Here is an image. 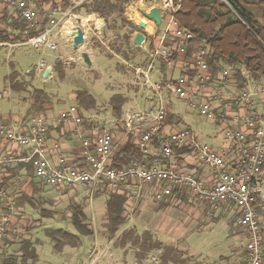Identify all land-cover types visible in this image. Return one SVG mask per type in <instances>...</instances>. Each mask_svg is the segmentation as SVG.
I'll use <instances>...</instances> for the list:
<instances>
[{"label":"built area","instance_id":"2783aa9c","mask_svg":"<svg viewBox=\"0 0 264 264\" xmlns=\"http://www.w3.org/2000/svg\"><path fill=\"white\" fill-rule=\"evenodd\" d=\"M68 1L71 7L66 11L45 4L32 8L26 0L8 1L7 7H14L26 25L23 31L25 40L19 46L57 51L58 46L52 41L57 35V28L67 18H75L76 10L90 6L94 0ZM183 1L132 0L126 7V22L132 27L133 34L140 33L144 37L141 46H135L147 47L142 65L135 68L134 73L141 91L146 90L149 97L144 100L148 108L127 112L124 125L127 132L139 136L138 147L142 153H146L152 140L159 137L165 125L168 114L166 95L202 117L227 123L229 126L225 127L222 136L225 148L222 150L198 142L194 133L187 128L170 138H158L161 155L169 161L173 158V145L189 147L198 161L209 170L211 180L208 184L173 166L167 169L149 168L133 162L123 169L112 168L113 135L109 129L100 130L93 143L78 134L84 161L82 168L66 161L57 150L47 148L48 128L39 118H32L20 125L6 124L0 120V144L5 142L13 149H25L28 157L24 160L31 163L36 179L50 188L88 186L115 191L121 184L133 180L157 185V201L170 197L174 189L185 188L199 204L207 207L208 217L222 205H234L239 212V223L246 239V264H264V231L258 215L259 210L264 209V81L255 82L247 72L237 71L222 62L212 65L213 72L220 75L219 81H214V73L210 71L206 60L210 56V48L205 42L199 41L193 74H189L186 69L183 75L175 80L169 79L165 84L152 82L154 75L161 74V67L169 69L175 65L177 56H187L195 40L194 35L176 19ZM221 1L226 4L225 0ZM153 11L160 16L159 25L148 18ZM58 15L59 19L56 18ZM40 21L45 22L43 30L38 35H32L31 31L38 29ZM141 23L145 24L144 29L140 28ZM86 24H89L88 20ZM97 29H101V26ZM46 70L48 66L39 62L36 72L43 74ZM237 72L242 77L241 89L231 100H226V91L235 81ZM207 90H210V96L206 98L203 94ZM214 103H218L221 108L218 116L213 114ZM240 108L244 109L245 114L230 118V113ZM53 123H72L79 127L82 119L76 107H70L61 112ZM50 152L57 155L58 165L55 167L48 160ZM230 152H233L236 161L228 166L226 159ZM12 164L14 155L0 154V180ZM25 219L18 218L14 197L1 186L0 181V252L6 253L9 245H15L28 237V221ZM152 261L157 263L156 258L152 257Z\"/></svg>","mask_w":264,"mask_h":264},{"label":"rangeland","instance_id":"374dc122","mask_svg":"<svg viewBox=\"0 0 264 264\" xmlns=\"http://www.w3.org/2000/svg\"><path fill=\"white\" fill-rule=\"evenodd\" d=\"M129 1L132 2V0H121L124 2V4L118 3L121 5V9H118L107 19H103L106 24L104 28H102V24L97 25V27L101 26V29L98 30L99 34L95 32V36L89 41V49H87L90 52L88 55L89 65L79 62L78 53L71 49L69 55L73 57V64L64 66L62 63L63 72L61 74L53 70L51 76L44 78L43 75L36 74L38 63L43 62L46 66L54 69V66L63 57L59 44L57 51L46 48L38 51L28 46L13 48L8 44L0 46V118L23 116L28 109L27 103L23 101H28L27 93L10 90L9 76L14 71L19 74L18 81L25 85L27 92L37 90L47 95L49 105H51L49 113L51 116H57L70 107H76L83 119H93L100 127L116 131L121 123L116 121L109 107L110 99L113 96L120 95L126 99V103L121 109V116L130 109L137 111L147 109L148 106L144 100L149 97V93L146 90L141 91L140 85L137 86L132 70L139 62L138 54L127 48L123 38L125 34L129 35L132 31V27L125 18ZM31 3L36 8L42 5V3H37V0H31ZM7 4L8 0L0 2V36H4L5 33H14L13 27H11L14 7L8 8ZM87 7L84 8L87 9ZM159 29L161 30V28ZM156 78L157 76L154 75L152 82H155ZM78 92H84L91 96L95 101V107L89 109L81 107L75 99ZM174 107L180 117L185 118L186 121L190 119L197 121L193 130H201L203 134L199 137L201 143L211 146L220 141L224 132L223 128L221 129L213 121L207 120L197 113H192L180 102H177ZM214 137L216 141H214ZM107 195H109L107 189H102V187L93 190L87 187L63 191H57L55 188L44 190L41 193V196L47 201L44 208L53 212L52 219L42 218L39 211H34L30 206L25 207V215H23L26 218L25 221H28V238L34 243L37 254V259L30 261L29 264H91L90 262L95 257L102 264H106L108 259H112L116 264H134L135 260L138 262L137 249L130 244L121 249L116 238L121 236L124 230L134 229L138 234L143 233L144 230H151L150 214L143 213L128 221L129 217L124 213L127 223L116 233L112 242L106 232L104 219V201ZM76 205L82 207L87 223L94 233L89 237H78L75 240V249L64 247L60 252H57L53 248L52 241L46 236V231L64 230L77 236L70 223V207ZM229 238H231L229 226L226 222L220 221L212 229L205 230L202 236L188 235L185 244L190 252L193 250L201 252L202 257L207 256L206 253L209 252L213 258L222 250L228 252L226 242ZM160 255V252L157 251H152L150 254L144 253L142 262L143 264H156L152 261V257L156 258L158 262ZM20 256L19 245H9L6 253L0 252V264L6 259H15L16 263L12 262L11 264H20Z\"/></svg>","mask_w":264,"mask_h":264},{"label":"crops","instance_id":"0c3cea01","mask_svg":"<svg viewBox=\"0 0 264 264\" xmlns=\"http://www.w3.org/2000/svg\"><path fill=\"white\" fill-rule=\"evenodd\" d=\"M9 1V0H8ZM32 8L33 7L31 0L27 1ZM37 3H42L47 5L48 7H60L62 11H66L70 3L68 0H53L50 3H43L42 0H37ZM87 7V6H84ZM80 8L76 10L75 18H67L63 24L57 28L55 35L52 38V41L58 46H61V50L63 52L62 59L57 63H63L64 66L73 64V57L69 55V50L73 49L75 53H78V60L81 63L89 65V54L87 51L89 49V41L93 36H95V32L99 34L97 29V25L102 24V28L105 27V22L102 18L99 17L98 14L89 13L86 8ZM19 12L14 9V21H18L22 23ZM13 18V17H12ZM60 18V15L56 17ZM13 20V19H12ZM89 21V24L87 23ZM97 20V21H96ZM100 22V23H99ZM24 23V22H23ZM45 26V22L40 21L38 29L43 30ZM59 30V31H58ZM77 31H81L83 34V43L77 48L74 47L73 37L76 35ZM18 31H14V37L18 36ZM130 36V35H129ZM131 39V49L134 50L139 57V62L135 64L134 69L140 67L143 62V58L145 56L146 48H138L133 43V36H130ZM25 40L24 36L19 38V40L14 41L12 43H0V46H5L8 44L13 48H23L26 46H19ZM13 45V46H12ZM29 47V46H28ZM31 48V47H30ZM33 49V48H32ZM35 50V49H34ZM39 51V50H38ZM195 49L192 51L190 56H177L175 65L171 68L161 67V74L156 75V82H161L165 84V82L169 79L175 80L180 75H183L187 70L189 74H193L195 70ZM140 55V56H139ZM54 69L48 67V70L44 71V73H37V75H43L44 78L51 76V73ZM63 70V68H62ZM240 71H244L242 68ZM36 71V70H35ZM49 72L47 77H45L46 72ZM16 72V71H15ZM17 73V72H16ZM135 75V73H133ZM177 76L175 77V75ZM241 77V75H240ZM19 74L17 73L16 82L20 84L21 89L17 93H27V102L23 100L28 105V109L23 116L17 117H8V118H0L4 123L14 125H20L24 122L32 119L39 118L45 122L47 125L48 131L46 136V146L49 150H57L59 155L63 157L66 161L71 163L77 168L84 167V161L81 158V141L78 137V134H82L85 139L90 140L92 143L95 138L99 134L100 130L107 129L104 127H100L93 119H83L79 110L78 114L82 119L81 126L77 127L72 123H64L62 125H55L53 121L57 116H51L50 110L51 105H49L48 98L37 104H34L32 99L33 92H27L25 85L19 83L18 81ZM220 75L214 72V81H219ZM136 80V78H135ZM137 82V81H136ZM242 77L241 79L235 78V81L231 83L228 87L225 95L226 100H231L233 96L241 89ZM10 86V85H9ZM138 86V83H137ZM10 90L13 91L10 87ZM42 92V91H41ZM206 98L210 96V90H207L206 93L203 94ZM120 96V95H119ZM122 97V96H121ZM124 99V104L126 103V99ZM26 99V98H25ZM44 98H42L43 100ZM166 100L168 103V114L165 121V125L159 134V137H156L152 140L149 145L147 152L142 153L138 147L139 136L134 133L127 132L124 120L127 112H133L137 110H128L125 112L123 116L120 115V120L116 121L120 122V127L116 128V131L110 130L113 135V151L111 156V167L114 161L116 154L119 150L127 143H130L132 146L136 147L141 154L144 156L143 162H139L146 167H155L160 169H167L171 166L175 167V169L186 172L195 178L202 180L208 184L211 180V175L209 170L204 167L196 158L193 151L186 146H172L173 150V158L172 161L165 159L160 152L158 146V138H170L176 132L187 128L196 136L198 142L199 137L203 134L201 130H193V127L197 125V121L189 120L186 121L185 118L180 117L179 113L176 111L174 107L178 101L174 100L171 96L166 95ZM181 103V102H180ZM183 104V103H182ZM174 105V106H173ZM185 105V104H184ZM186 106V105H185ZM110 107V106H109ZM123 107V106H122ZM187 107V106H186ZM188 108V107H187ZM111 109V108H110ZM122 109V108H121ZM189 109V108H188ZM192 113H197L193 110H190ZM221 111L218 103L213 104V114L218 116ZM63 112V111H62ZM112 112V111H111ZM113 114V113H112ZM198 114V113H197ZM245 114L244 109H236L230 113V118L233 116H243ZM114 115V114H113ZM190 115V114H189ZM199 115V114H198ZM115 116V115H114ZM201 116V115H199ZM202 117V116H201ZM207 120L213 121L216 125L220 126L221 129H225L226 126H229L227 123H222L220 119L206 118ZM198 131V132H197ZM214 141L216 138L214 137ZM216 150H222L225 148L222 143V137L219 142H215L211 145ZM0 154L1 155H14V164L8 169L7 174L1 177V186L6 188L14 197L15 203L17 205L18 201L24 196H31L33 193V186H37V190L43 192L47 188L52 189L50 187L45 186L38 179H36L33 169L31 167V163L25 161L28 157V152L25 149H17L12 148L2 142L0 144ZM16 160V161H15ZM48 160L50 164L55 167L58 165L57 155L50 152L48 154ZM226 161L228 162V166L236 161L233 152H230L227 156ZM136 162V161H135ZM113 168V167H112ZM263 176H264V167H263ZM89 189H97L85 186V188ZM62 189L55 188L57 191L63 190H74L78 189ZM157 185H146L141 184L137 181H129L125 184H121L117 190L108 191V194L113 193L117 195H125L127 200L125 203V211L126 216L129 217L130 221L132 218L138 217V215H142L143 213L150 214V222H152L151 230H144L143 233L138 234L134 229L124 230V232L132 231L140 238V244L142 242V238L144 235H151L152 241L158 246H156V250L160 252L159 261L156 264H246L245 257V235L243 229L239 223V212L234 205L227 204L220 206L211 217L207 216V207L199 204L192 193L185 188H177L172 191V195L168 198H165L161 201H157L155 199V193L158 191ZM103 189V188H102ZM108 199V195L104 201ZM22 214L25 215V208H22ZM105 213V211H104ZM259 218L261 221V225L264 231V209L262 211L259 210ZM224 221L230 228V237L228 242H226V247H228V252L222 250L220 254H217L213 258L212 255H209L207 252V256L202 257L196 250L189 251L188 247L185 244V239L188 235L191 236H202L204 231L207 229H212V227L220 222ZM121 236L117 239L118 246L122 248L127 247L128 244L121 245L119 243ZM113 238L110 240L112 241ZM113 242V241H112ZM111 242V244H112ZM67 247V246H66ZM71 248V247H70ZM75 249V248H72ZM200 249V248H196ZM205 251L203 249H200ZM143 260L136 261L134 264H143ZM91 264H102L97 257H95L91 262ZM106 264H116L112 259L107 261Z\"/></svg>","mask_w":264,"mask_h":264},{"label":"trees","instance_id":"16d2710c","mask_svg":"<svg viewBox=\"0 0 264 264\" xmlns=\"http://www.w3.org/2000/svg\"><path fill=\"white\" fill-rule=\"evenodd\" d=\"M3 0H0L2 2ZM43 3H50L53 0H42ZM123 3L121 0H94L87 7L89 13L98 14L100 18L107 19L111 14L121 9ZM184 0L176 19L180 25L189 30L195 37L187 56H190L199 41L205 42L210 48V56L206 59L212 73L213 63L222 62L235 70L243 69L247 72L253 81H264V0ZM19 14V13H18ZM11 24L14 31H18V36L14 33L0 36V43H12L19 40L23 35L26 27L25 23L17 20ZM41 29L31 31L32 35H38ZM124 41L127 48L131 50V39L128 34L124 35ZM62 64L57 63L54 70L62 73ZM237 78L241 79L239 72ZM17 73L14 71L9 76L11 89L18 91L21 89L20 84L16 82ZM42 98H44L42 100ZM47 95L41 91H34L32 99L34 104L41 103L47 99ZM76 102L83 108L95 107L94 99L84 92L76 94ZM124 105V99L115 95L110 99L109 106L112 113L120 120L121 108ZM144 156L141 152L130 143L125 144L116 154L112 167L114 169H123L133 162H143ZM31 196L24 195L17 203L16 209L18 218H22V208L30 206L34 211H39L42 218L52 219V211L44 208L47 201L41 196L37 186H33ZM111 192V191H110ZM125 195L110 193L105 202L104 219L105 228L109 239L115 237L116 233L127 222L124 216ZM49 202H52L49 200ZM71 208L70 223L75 230L76 235H72L64 230H48L46 236L52 241L53 248L60 252L64 247H76L75 240L79 237L92 236L94 231L87 223L86 215L80 205ZM132 231L121 234L119 243L121 245L130 244L137 249V260H144V253L150 254L155 251L158 244L152 241L151 235L146 234L141 239ZM19 245L21 252L20 264H29L30 261L37 259L34 243L30 238H26L15 245ZM14 246V245H11ZM141 251V252H140ZM158 252V251H157ZM15 259H6L1 264H11ZM14 263V264H15Z\"/></svg>","mask_w":264,"mask_h":264},{"label":"water","instance_id":"95a60500","mask_svg":"<svg viewBox=\"0 0 264 264\" xmlns=\"http://www.w3.org/2000/svg\"><path fill=\"white\" fill-rule=\"evenodd\" d=\"M149 19H153L155 21V23L157 25L160 24V16L157 12L153 11L149 16H148ZM140 28L141 29H144L145 28V24L144 23H141L140 24ZM129 35H132L133 36V43L136 45V46H141L143 40H144V37L142 34L138 33V34H133V31H131L129 33ZM73 42H74V47L77 48V46L81 45L83 43V34L81 31H77L76 32V35L73 37ZM48 71L46 72L45 74V77H47L48 75Z\"/></svg>","mask_w":264,"mask_h":264},{"label":"bare ground","instance_id":"6f19581e","mask_svg":"<svg viewBox=\"0 0 264 264\" xmlns=\"http://www.w3.org/2000/svg\"><path fill=\"white\" fill-rule=\"evenodd\" d=\"M97 21V20H96ZM100 23V22H99Z\"/></svg>","mask_w":264,"mask_h":264}]
</instances>
